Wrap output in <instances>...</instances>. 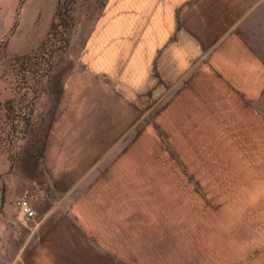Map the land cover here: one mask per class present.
Instances as JSON below:
<instances>
[{"label":"crops","instance_id":"1","mask_svg":"<svg viewBox=\"0 0 264 264\" xmlns=\"http://www.w3.org/2000/svg\"><path fill=\"white\" fill-rule=\"evenodd\" d=\"M156 7L153 20L123 24L75 76L56 134L34 144L59 204L70 206L68 231L89 240L72 263L146 264L140 254L164 251L183 208L236 206L237 188L264 183V53L237 31V17ZM261 233L237 264H264Z\"/></svg>","mask_w":264,"mask_h":264},{"label":"rangeland","instance_id":"2","mask_svg":"<svg viewBox=\"0 0 264 264\" xmlns=\"http://www.w3.org/2000/svg\"><path fill=\"white\" fill-rule=\"evenodd\" d=\"M59 1L0 0V264H76L72 262L88 255L82 252L88 238L68 231L62 212L70 206L59 204L43 158L33 149L43 136L56 134L60 105L73 101L75 76L106 52L112 35L121 37L123 24L153 20L159 14L156 6L204 7L212 16L237 17V31L264 53V0H61L60 25L45 42ZM44 64L48 70L38 71ZM262 85L256 111L264 118ZM262 131L258 126V134ZM21 198L37 207L31 223L19 220ZM183 209L177 236L161 238L164 251L140 254L146 264H237L248 255L250 242H260L264 183L237 188L236 206ZM252 227L262 231L252 236ZM191 229L194 237L187 236Z\"/></svg>","mask_w":264,"mask_h":264},{"label":"built area","instance_id":"3","mask_svg":"<svg viewBox=\"0 0 264 264\" xmlns=\"http://www.w3.org/2000/svg\"><path fill=\"white\" fill-rule=\"evenodd\" d=\"M35 210L29 198H21L18 203V217L22 223H31L35 218Z\"/></svg>","mask_w":264,"mask_h":264},{"label":"trees","instance_id":"4","mask_svg":"<svg viewBox=\"0 0 264 264\" xmlns=\"http://www.w3.org/2000/svg\"><path fill=\"white\" fill-rule=\"evenodd\" d=\"M62 6H63V4H62V1L60 0L59 3H58V5H57V9L55 11V17H54V19H53V21H52V23L50 25V31L47 34V37L45 39V42L50 40V38L53 35V31L58 27V25H60L57 22V19H58V16L59 15H62V13H60ZM66 42H67V38L61 44H59L58 46H55L54 51H56V50L58 51L59 49H61L63 47V45H65ZM37 70L40 71V72L41 71H44L45 72V71L48 70V65L47 64H44L41 68H38Z\"/></svg>","mask_w":264,"mask_h":264}]
</instances>
